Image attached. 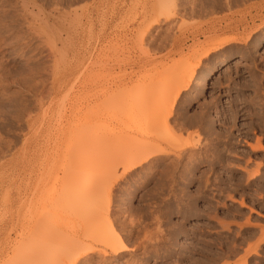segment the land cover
<instances>
[{"label": "rangeland", "instance_id": "374dc122", "mask_svg": "<svg viewBox=\"0 0 264 264\" xmlns=\"http://www.w3.org/2000/svg\"><path fill=\"white\" fill-rule=\"evenodd\" d=\"M55 1L29 4L31 29L49 25L41 45L14 38L0 47V264H37L22 261L40 246L39 232L72 222L67 212L37 222L46 200L69 193L64 175L86 176L81 164L105 168L100 154L119 157L157 138L164 124L157 131L131 124L135 100L142 119L169 117L171 152L114 188L113 226L128 232L116 230L132 248L114 264H264V17L251 19L264 0L197 14L175 10V0L164 10L156 0ZM240 23L249 27L244 34L257 29L253 38L211 53L184 91L179 76L214 43L240 35ZM212 69L201 92L197 75ZM176 90L173 106L159 103ZM97 134L106 148L94 152L85 142ZM180 145L183 155L173 153ZM89 153L99 158L87 160Z\"/></svg>", "mask_w": 264, "mask_h": 264}, {"label": "bare ground", "instance_id": "6f19581e", "mask_svg": "<svg viewBox=\"0 0 264 264\" xmlns=\"http://www.w3.org/2000/svg\"><path fill=\"white\" fill-rule=\"evenodd\" d=\"M35 1L36 0H33V1L31 0V2H29L28 0H0V47H1V45H3L2 42L6 43V41H8L9 39L14 40V38H16V40H15V41H17L16 43H21L26 48L33 45L35 40H36V42H38V41L40 42V40L43 38V35H44L43 33H46V28H47L48 24L44 25V26H46V28L44 26H41L38 30H36V29L34 30L33 28L31 29V27H30L31 20L29 21L28 18L32 16L31 13L33 14V12H31L29 4L33 3L35 5V3H36ZM156 1L159 2L158 4H156L157 8H159L161 10L166 9L167 4L165 3V0H163V1L162 0H160V1L156 0ZM245 1L246 0H203V1L198 2L197 0H181V1L175 0V1H173L172 6L175 8V10H176V8L180 7V8H183L184 10L188 11V13H190V14H197V13L205 12L207 9L211 10V9H215V8L222 7V6L231 7V6H234V4L239 6L240 4L241 5L244 4ZM18 4H19V6H21L20 9L18 8L19 6H17ZM164 17H165L164 19L170 20V18L168 16H164ZM260 17H264V4L258 8L257 14L254 15L253 17H251V19L254 20L255 18H260ZM160 22H161V18L155 19V24H159ZM44 23H47V22H44ZM25 24H27L26 26L28 28L27 30L24 29L26 32H24V30L22 31L23 27H25L24 26ZM239 25H240V28H243V30L240 32V35L226 37V38L221 39L219 42L214 43L211 47L207 48L201 54V56L198 58L196 63L192 66V69H190L189 71H184L179 76L180 79H178V80H180L181 83L183 84L182 88L184 91L190 87V83H191L192 76L194 74L195 69L211 53H213L216 50L223 49V48H225L231 44L244 42V41L250 39L253 36V34H255L257 31V29H256V31H253V32H251V30H250L248 33L244 34L245 31L249 30V27L247 25H244V23L243 24L240 23ZM261 26H264V21H262V23L260 24L259 27H261ZM32 27H33V25H32ZM17 33H19V34H17ZM241 33H243V34H241ZM42 41H44V40H42ZM41 42H40V45L42 44ZM8 44H9V42L7 43V45ZM13 47H14V45H13ZM15 47H17V46L15 45ZM14 50H13V52L16 54V56L17 55L21 56L24 54L23 52H26V51H23L22 52L23 54H22L21 52H19V50H15V51ZM6 53H9V52H5V54ZM53 53H56V50L53 49ZM0 54H4V50L2 51V49H1ZM16 56H14L13 59L14 58L16 59L17 58ZM3 57H4V55H3ZM7 57H6V59H7ZM30 58H32V57H30ZM0 59H1V57H0ZM38 59H40V58L38 57ZM37 61H39V60H37ZM1 66H2V64H1ZM0 72H1V70H0ZM214 73H215V69H212L209 71L199 72V74L197 75L196 82H197V86L200 88L201 92H203L207 88L208 78L210 76H212ZM8 83H9V81H8ZM43 83H44V81H43ZM176 91L177 92L173 93L174 95H168V96H165V94H164V96L161 95L159 103L160 104L163 103V99H164L165 103L170 105V102H171V106H173V104H175L176 99L179 97V95L181 93V90H176ZM162 97H163V99L161 100ZM129 104L130 105L128 108L132 111L135 110L137 112L136 113L137 115L134 117L135 120L133 119V121H132L131 119H129V120H131L130 122H132L131 124H133V122L135 123V124H133L134 127L137 125L136 127H139V129L145 128V130L146 129L152 130V129H155V127L157 126L156 127V128H158V129H156V131H157V130H160V128L163 127L161 125L164 124L165 128H162V130L157 131L158 135L154 136L157 138L154 139L152 142H150L148 145H146L144 147H136L135 149L132 148L133 150L128 151L129 153H126V154L123 153L122 156L120 155L119 157L118 156L116 157V155H115V157L113 156V157L106 159L107 158L106 155L100 154V158L102 157L101 159L105 160L103 162V164H101V166H104L105 168H102V167L97 168L96 167L97 164L94 163V164H96V165H94L95 168L92 167V170L89 171V170H86L87 169L86 165H83V164L80 165L77 162L78 160H76V162H77L76 167H79L78 165H80L81 169H82L83 168L82 166H85L86 176L84 175V171L78 170L80 172H77L75 175L73 173V175L72 176L70 175L69 179L67 180V176L64 175L66 173H63V175H64L63 178H66L65 180L67 181V182H65L66 185L65 184L64 185L67 188H69L68 185L70 186L69 193H68V191L66 192L63 189V190H61L62 193L60 192L61 194H58L59 195L58 198L56 197L55 199H52V196H51V201H49V202H48L49 199L47 198L48 199V200H46L47 203L45 201V203L47 205L45 204L46 206H44V209L40 210L39 217H41V218H39V219H41V220L37 221L38 225H39V223H41V224L48 223L47 220H49L53 217L57 218L59 214L67 212L69 214V216H71L72 222L70 220L69 221L67 220V222L65 221L67 223L66 225L63 224L64 222H62V224H59V225L55 226L54 228H53V226L48 225V227L47 226L46 227L49 230L45 231L46 234L37 231V232H39V234L40 233L44 234L45 237H42L43 235L40 234L41 235L40 236L38 234L39 238H41V242L39 241L40 246H38V243H36V245H34V247H32V249L30 248L29 251L31 253H28V255L23 256L24 261H22V262H26V260H27V263L28 262L30 263V261H33L34 263L36 262L37 264H38V262H41V264L42 263L43 264H89V263L90 264H92V263L114 264L113 261H120L121 258H123L126 255V253L132 251V248L129 247L130 245L126 244L129 240L127 242H125V239L128 236L127 235L128 232L125 231L126 233H124V232H122V229L119 228V230H121V232L125 234V235L122 234V235H124V237L127 235L126 238L124 239L123 236H121L119 234L120 231L118 229H115L113 226V222H112L113 217L112 216H114V214H115V213H113L114 209L112 210V208H111V203L113 200L112 194L114 193L113 190L116 187V185L118 183H120V181L124 180L128 176V174L130 172H132L135 168L141 167V166L143 167V165L148 163V162L152 163V161H151L152 159H154L158 156H161V155L163 157V155H166V154L171 152V151L169 152L170 149L168 150L169 145L171 143L169 144V142H167L165 140V138H167V137L164 133V130H165V132H166V129L170 130L172 122L171 123L169 122V120H168L169 117L167 114V117H168L167 121L162 123L163 118L160 115V113H158V112L152 116L154 118H152V117L148 118V116H147L148 119H142L141 114H142V111H144V110L138 111V107L141 103H138V101L135 100L134 102H131ZM156 107H158V106H156ZM159 108L160 107H158V110L156 108V110L160 111ZM165 109H167V108H165ZM156 114L159 115V117H161L160 118L161 124L160 123L157 124L158 123L157 119L159 117L155 118ZM155 121H157V123ZM158 125L161 127H159ZM173 125H174V123H173ZM112 133H110V135ZM163 133H164V135H163ZM169 133H171V132H169ZM104 135L105 134H97L95 137H93V139H91V141L86 139L87 141L85 142V147L89 148L90 150H92L94 152H96L99 147L106 148L104 143H102L103 140L105 139ZM171 136H172V134H171ZM168 137L172 138L170 136H168ZM169 138H167V139H169ZM255 147H254V149H256ZM126 148H129V147H126ZM257 148H259V147H257ZM112 150H113V148H112ZM112 150H110V151H112ZM183 150H184V147L182 145H180L177 149L173 148L172 152L173 153L177 152L178 153L177 155H181ZM116 152H117V149H116ZM91 155L92 154H90V153L85 155L87 157V160L92 158V157L90 158ZM96 155H92V156H96ZM97 156H99V155H97ZM97 156H96V158H99ZM103 156H105L106 158ZM175 156H176V154H175ZM79 160H80V158H79ZM91 160H89L88 163L91 162ZM161 160H162V158H161ZM71 163H73V162H71ZM98 166H100V164H98ZM76 167H72V168H76ZM146 167H147V165H146ZM71 170L73 171V170H77V169H71ZM87 171H89V172L87 173ZM63 172H65V171H63ZM68 174H70V173H68ZM58 177L59 176H56V180ZM68 181H69V183H68ZM57 182H59V180ZM70 184L72 185V187ZM74 184H76V185L74 186ZM64 185H63V187H65ZM53 198H54V196H53ZM115 200H113V201H115ZM115 202H113V203L115 204ZM118 211H117V214L115 215L116 217L118 215ZM55 218H53V220ZM117 219H118V217H117ZM122 220L118 219L119 222ZM124 220L126 221V219H124ZM116 221L117 220H115V222ZM69 222H71V223H69ZM122 222L120 224H122ZM133 223H134V221H133ZM35 224H37V223H35ZM80 224L88 225V228H86V226H85L84 231L78 232L77 226H79ZM117 224H119V223L116 222L115 225H117ZM128 225L131 226L132 224H128ZM123 226H124V224H123ZM133 226H135V225H132L131 227H133ZM49 227H51V228H49ZM126 228H127V226H126ZM135 229H136V227H134L133 230L130 231L131 234L133 233L132 231H134ZM116 230H118L119 233ZM127 231H129V230L127 229ZM137 231H139V230L137 229ZM135 236H137V234ZM146 237L148 238V236H146ZM42 238H44V239L42 240ZM144 238H145V236H144ZM139 239H140V237H139ZM138 240H137V242H138ZM146 240H148V239H146ZM56 243H57V245H56ZM61 245H63V246H61ZM139 245L141 247V244H138V246ZM35 246H37V247H35ZM131 247H133V246H131ZM128 255H129V253H128ZM23 257L21 259H23ZM127 259H129V258H126V260ZM130 259L133 261V258H130ZM130 259H129V261H130ZM129 261H128V264H130ZM121 262H124V261H121Z\"/></svg>", "mask_w": 264, "mask_h": 264}, {"label": "crops", "instance_id": "0c3cea01", "mask_svg": "<svg viewBox=\"0 0 264 264\" xmlns=\"http://www.w3.org/2000/svg\"><path fill=\"white\" fill-rule=\"evenodd\" d=\"M251 251H254V252H256V249L250 250V252H251Z\"/></svg>", "mask_w": 264, "mask_h": 264}]
</instances>
